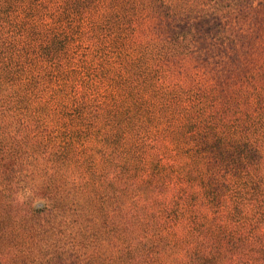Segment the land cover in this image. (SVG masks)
Segmentation results:
<instances>
[{
	"label": "trees",
	"instance_id": "trees-1",
	"mask_svg": "<svg viewBox=\"0 0 264 264\" xmlns=\"http://www.w3.org/2000/svg\"><path fill=\"white\" fill-rule=\"evenodd\" d=\"M0 264H264V0H0Z\"/></svg>",
	"mask_w": 264,
	"mask_h": 264
},
{
	"label": "rangeland",
	"instance_id": "rangeland-1",
	"mask_svg": "<svg viewBox=\"0 0 264 264\" xmlns=\"http://www.w3.org/2000/svg\"><path fill=\"white\" fill-rule=\"evenodd\" d=\"M251 2L252 5H255L257 3V1L259 0H249Z\"/></svg>",
	"mask_w": 264,
	"mask_h": 264
}]
</instances>
